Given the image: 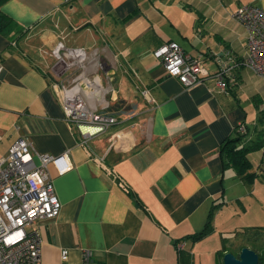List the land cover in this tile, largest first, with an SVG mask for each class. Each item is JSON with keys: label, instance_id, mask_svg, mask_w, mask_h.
Masks as SVG:
<instances>
[{"label": "crops", "instance_id": "1", "mask_svg": "<svg viewBox=\"0 0 264 264\" xmlns=\"http://www.w3.org/2000/svg\"><path fill=\"white\" fill-rule=\"evenodd\" d=\"M247 5L264 10V0L0 5L12 22L0 32V157L23 140L32 153L65 154L71 166L62 173L61 161L48 166L61 210L30 226L39 236L40 264H82L83 251L93 264H177L175 242L203 228L214 204L222 203L212 226L233 203L245 207L244 197L264 179V148L250 155L259 177L248 186L223 165L219 146L242 123L251 138L261 131L264 139V79L240 65L246 36L231 17ZM168 42L202 55V83L184 88L167 76L154 52ZM59 44L84 51L88 59L57 78L53 50ZM227 53L231 68L220 89L214 74ZM76 76L80 85L89 79L98 87L80 92L90 110L117 120L85 141L67 125L52 87L70 85ZM245 104L254 109L252 130ZM109 105L114 107L106 110ZM240 231L221 232L220 238ZM181 244L189 251L194 245ZM64 249L68 257L61 261Z\"/></svg>", "mask_w": 264, "mask_h": 264}, {"label": "built area", "instance_id": "2", "mask_svg": "<svg viewBox=\"0 0 264 264\" xmlns=\"http://www.w3.org/2000/svg\"><path fill=\"white\" fill-rule=\"evenodd\" d=\"M64 1L71 3L74 0ZM231 17L244 29L246 36L245 54L240 65L264 79V10L242 6ZM53 56L52 72L57 78L70 67L80 69L88 59L84 51L67 50L60 44L53 50ZM154 56L160 60L167 76L177 79L184 88L200 84L207 77L202 55L193 57L175 42L163 44ZM226 57L214 74L220 89L225 88L224 77L231 68L228 65L232 60L230 54ZM78 78L74 77L70 85L56 82L52 87L59 93L67 125L77 127L85 141L107 131L117 120L106 112L90 110L80 92L82 87H88L92 93L95 81L83 80L80 85ZM239 131L245 132L244 125L239 124ZM59 161L62 163L60 173L70 169L65 154L56 158L32 153L30 144L23 140L15 141L0 157V264H40L39 236L30 226L38 220H52L60 213L61 204L48 172V166ZM178 248H184V244H178ZM67 257L68 251L61 250V261ZM82 264H93L89 251H83Z\"/></svg>", "mask_w": 264, "mask_h": 264}, {"label": "trees", "instance_id": "3", "mask_svg": "<svg viewBox=\"0 0 264 264\" xmlns=\"http://www.w3.org/2000/svg\"><path fill=\"white\" fill-rule=\"evenodd\" d=\"M5 1L0 0V5ZM11 23L8 17L0 13V32L9 28ZM242 125L245 127V132L241 133L239 125L235 126L232 135L221 142L219 155L221 156L223 165L232 169L237 179L248 186H252L259 176L252 169L250 155L264 148V139L262 138L263 133L261 131H255V138H251L245 124L242 123ZM220 204L222 203H216L212 206L207 215L205 225L199 232L188 234L175 242L177 264H194L191 252L185 248L179 249L178 244L184 241L195 244L210 235L213 232V217ZM239 234H241L242 240L236 241L234 248L237 253L234 256H237L241 249L249 248L257 254L259 264H264V227H249L240 232H235L233 237L237 238ZM225 240L227 238L222 237V241ZM226 252L227 248L223 243L221 249L217 252V257L222 259Z\"/></svg>", "mask_w": 264, "mask_h": 264}, {"label": "rangeland", "instance_id": "4", "mask_svg": "<svg viewBox=\"0 0 264 264\" xmlns=\"http://www.w3.org/2000/svg\"><path fill=\"white\" fill-rule=\"evenodd\" d=\"M187 47L190 50V46L188 45ZM244 109L247 112L246 124L249 129L252 130L257 123L253 112L254 109L253 107L252 109L249 108L246 104L244 105ZM129 115L130 114H125V116ZM242 202L245 206L244 208L239 203L235 202L230 208L224 209L220 214L221 217L217 220L215 226H213V232L190 247V252L194 258V264H220L216 251L221 248L223 243L227 248L226 253L233 255L237 253L234 245L236 241L242 240L241 234H239L237 238H229L231 235H225L224 238H227V240L222 241L220 237L224 234H221V232L235 231L236 228L242 231L252 226L264 225V179L257 181L252 187L250 194L245 196ZM201 229L202 228L197 232ZM232 234H234V232Z\"/></svg>", "mask_w": 264, "mask_h": 264}, {"label": "water", "instance_id": "5", "mask_svg": "<svg viewBox=\"0 0 264 264\" xmlns=\"http://www.w3.org/2000/svg\"><path fill=\"white\" fill-rule=\"evenodd\" d=\"M222 264H259V260L254 251L243 248L237 257L230 253H224Z\"/></svg>", "mask_w": 264, "mask_h": 264}, {"label": "bare ground", "instance_id": "6", "mask_svg": "<svg viewBox=\"0 0 264 264\" xmlns=\"http://www.w3.org/2000/svg\"><path fill=\"white\" fill-rule=\"evenodd\" d=\"M93 87H94V90L97 92V90H98L97 85H95V86H93Z\"/></svg>", "mask_w": 264, "mask_h": 264}]
</instances>
